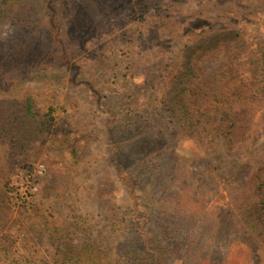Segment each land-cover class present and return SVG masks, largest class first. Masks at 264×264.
Segmentation results:
<instances>
[{
  "label": "rangeland",
  "instance_id": "rangeland-1",
  "mask_svg": "<svg viewBox=\"0 0 264 264\" xmlns=\"http://www.w3.org/2000/svg\"><path fill=\"white\" fill-rule=\"evenodd\" d=\"M157 1L57 0L55 16L61 12L68 15L70 5L74 7L69 40L73 53L66 58L69 49H60L56 40L41 32L29 36L45 41L47 51L36 49L38 55L32 54L31 64L26 65V59H15L11 68L23 67L24 72L15 76L17 81L0 77V103L16 100L19 107L26 97L33 96L42 113L50 102L54 103L58 132H71L84 160L75 171L59 174L56 165L62 157L61 150L56 143L48 144L29 175L25 169L29 164L23 159L15 160V151L8 148V143L0 148V153H13L16 188L24 198L28 197L35 211L54 216L59 224L79 222L95 237L102 234L103 243L114 248V243H122L114 237L110 212L116 183L114 161L122 160V151L135 149L143 142L154 144L167 158L159 175L166 173V178H173L170 185L176 186L180 183L176 179L182 177L178 174L181 165V174L195 184L194 194L204 203L197 229L186 234L195 243L194 257L209 258V262L201 264H264V244H231L244 237L243 228L238 227L241 195L225 174L217 177L218 173L210 172L215 164L200 136L175 128L170 124L171 118L161 123L152 119L156 110L165 114L162 109L169 103L170 79L187 44L217 32L236 31L246 36L250 50L264 53V0H179L172 3L174 7L166 14L170 22L177 24H171L162 33L163 41L152 43L154 27L150 21H140V15ZM23 33L25 30L16 22H7L0 27V46L19 43ZM133 39L141 44V55L134 60H138L137 73L143 75L144 83L129 90L118 82L116 75L126 73L132 61L124 45ZM227 61L226 45L196 57V87L185 100L199 115L212 116L216 108L222 109L226 97L223 69ZM29 65L39 71L27 73ZM14 113L3 106L0 126L9 124L8 117ZM263 117L264 107L249 110L248 118L256 135L264 132ZM115 121L120 123L116 136ZM126 121L132 124L126 126ZM118 145L120 151L114 156V147ZM174 161L176 168L172 173L174 163L170 162ZM261 216L264 222V211ZM6 231L0 229V264H15L13 261L22 259V246H15L12 254L6 253L11 245L4 239ZM79 236L84 237L81 233ZM32 238L34 243L26 253L35 256L39 264H47L56 244L47 236L32 234Z\"/></svg>",
  "mask_w": 264,
  "mask_h": 264
},
{
  "label": "trees",
  "instance_id": "trees-1",
  "mask_svg": "<svg viewBox=\"0 0 264 264\" xmlns=\"http://www.w3.org/2000/svg\"><path fill=\"white\" fill-rule=\"evenodd\" d=\"M56 1L0 0V27L13 21L25 30L19 43L0 46V77L17 81L15 76L18 77L24 70L23 67L11 68L15 59H18L15 62L26 59L27 65L33 62L32 54L38 55L36 49L45 48L47 51L45 41L29 37L37 32L56 40L60 49H69L66 58L73 53L69 40L74 7L70 5L68 15L61 12L55 16ZM178 1L159 0L152 6L149 5L140 15V21H150L154 27V39L150 38L152 43L163 41L165 36L162 33L171 24H177L170 22V17L166 14L174 7V2ZM236 14L243 15L241 12ZM162 16L163 19L157 20ZM137 43L133 39L124 45L132 61L125 70L126 73L116 75L118 82L129 90L144 83L143 75L137 73L138 60H134L141 55V44ZM222 45L227 46L228 58L223 69L226 97L222 109L216 108L214 115H199L185 100L188 93L196 87V57L208 54ZM29 56L31 60H28ZM34 69L29 65L26 72L32 74L39 71ZM170 86L169 103L162 109L166 110L165 114L156 110L152 119L161 123L165 118H171L170 124L180 131L197 133L212 158L210 161H214L215 167L210 172L218 173L217 177L225 174L226 179L236 187L235 190L240 192L238 227L243 228L241 233L244 237L231 244L244 242L251 247L264 244V222L261 216L264 211V132L257 135L253 133L252 123L248 118L250 109L264 107V53L262 50H250L247 38L242 33L217 32L183 48L176 72L170 79ZM16 104V100L0 103V110L7 106L9 112L15 111L8 117L10 123L0 126V148L8 143V148L15 151V160L23 159L29 164L25 169L31 175L34 164L40 160L45 147L56 143L62 153L56 165L58 173L75 171L82 164L84 155L76 140L71 137V132H58L54 103H49L45 113L40 111L33 96L26 97L19 107ZM139 117L137 114V118ZM119 124L118 121L114 122V136L119 130ZM124 124L129 126L132 123L126 121ZM117 151H120L119 145L114 147V156ZM12 152L9 150L3 156L0 153V229H7L4 239L11 243L6 253L9 254L17 245L22 246V259L13 263H40L35 256L26 253L34 243L32 234L47 236L56 244L51 261L47 264L209 262L207 257H194L195 243L186 236L197 229L204 203L194 194L195 184L189 183L181 174V165L178 174L182 179H176L180 180L176 186L170 185L173 178H166V173L159 175L167 158L164 151L154 144L143 142L135 149L122 151V162L114 161L117 165L114 167L116 183L110 212L114 222V237L120 243L122 241L121 244L114 243V248L103 243L102 234L95 237L90 229L81 227L79 222L59 224L54 216L35 211L29 205L28 197L24 198L16 188V163ZM171 163H174L171 169L174 173L176 162ZM166 165L170 167L169 163ZM79 233L84 236L83 239Z\"/></svg>",
  "mask_w": 264,
  "mask_h": 264
}]
</instances>
